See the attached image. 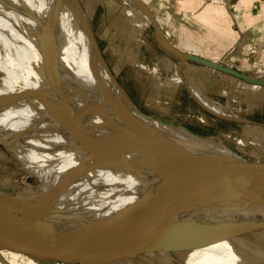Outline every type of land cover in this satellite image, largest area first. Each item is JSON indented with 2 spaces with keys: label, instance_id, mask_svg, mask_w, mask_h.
Returning a JSON list of instances; mask_svg holds the SVG:
<instances>
[{
  "label": "bare ground",
  "instance_id": "1",
  "mask_svg": "<svg viewBox=\"0 0 264 264\" xmlns=\"http://www.w3.org/2000/svg\"><path fill=\"white\" fill-rule=\"evenodd\" d=\"M127 1L150 22L139 2ZM80 9L65 0H0L4 49L0 69L5 75L0 89V144L29 175L41 179L36 188L27 175L16 180L24 187L13 197L0 195V212L13 218L50 211L60 212L56 215L61 219L77 217L74 227H63L69 233L80 226L81 219L90 217L114 215L130 220L144 215L148 221L152 215L143 212L161 206L166 208L152 220L176 219L188 212L186 224L240 218L238 204L215 205L224 191L198 154L138 149L132 142L145 132L163 133L196 151L228 154L160 123L140 127L135 105L98 56ZM73 11L79 15H70ZM161 27V42L176 46ZM258 82L264 84V77ZM95 163L106 165L57 194L64 180ZM247 170L255 183L253 192L264 198V163ZM252 218L264 221V210ZM75 233L81 251H105L113 240L92 228H77ZM261 240L264 227L173 251L186 264H258L259 260L264 264ZM139 256L91 263L134 264L131 260Z\"/></svg>",
  "mask_w": 264,
  "mask_h": 264
},
{
  "label": "rangeland",
  "instance_id": "2",
  "mask_svg": "<svg viewBox=\"0 0 264 264\" xmlns=\"http://www.w3.org/2000/svg\"><path fill=\"white\" fill-rule=\"evenodd\" d=\"M65 1L69 4L71 2ZM72 1L82 8L83 20L85 16L110 70L127 92L133 106L135 105L140 120L146 124L160 123L166 128L181 131L183 134L210 143L214 146V150L219 149L253 162H264V84L258 82L264 77V58H260V54L253 53V46L250 45L253 42L247 43L244 49L237 51L229 43L230 39L228 40L227 35L214 37L200 34L198 37L191 33V29L180 28L182 24L178 15L177 19L172 21L161 19L162 27L159 26L169 41H172L168 33L171 32L179 41V45L191 43L200 46L209 51L219 64L230 66L251 79L244 81L232 75L217 73L216 70L202 69L200 64L192 62V59L190 61V58L183 61L178 53L157 40L151 20L149 19L150 22L146 20L142 12L127 0ZM163 1L157 0L162 3ZM226 1V4L220 6L228 14L236 17L237 11L233 6L235 0ZM157 6L164 8L163 5L152 7L157 8ZM168 7L167 5L165 10L167 13ZM178 10V6L175 9L173 6L171 15L174 17V13ZM73 12L70 15H79L78 12L77 14L76 11ZM232 18L229 21L230 26L238 31L239 25L236 24L238 19ZM199 31L204 33L205 29H197L198 34ZM3 54L4 49L0 44V55ZM190 68L203 72L202 80L206 88L210 86L215 75L220 76L222 85L221 90L218 91L225 94L214 96L216 101L214 104L206 101L205 98L204 101H197L190 93V89L193 90L191 83H194L191 80ZM4 80L5 75L0 69V89L5 83ZM204 96L206 97V94ZM239 118L252 122L241 121ZM0 150L2 151L0 195L15 196L24 187L23 183L16 180H21L25 175L34 188L38 187L41 182L39 177L29 175L2 144ZM165 208V206L157 208L154 210L155 214L159 215ZM107 209L103 208V210ZM250 237L254 239L253 236ZM260 245L264 247V240L260 241ZM38 250H40L37 251L39 254L47 258L46 250ZM50 253L56 262H60L61 258L65 257L62 253L53 251ZM112 260L114 259L110 261L113 262ZM12 261L16 263L15 260ZM131 261L134 264H186L174 251L166 250H153ZM56 262L52 264H57ZM258 264L262 262L259 260Z\"/></svg>",
  "mask_w": 264,
  "mask_h": 264
},
{
  "label": "water",
  "instance_id": "3",
  "mask_svg": "<svg viewBox=\"0 0 264 264\" xmlns=\"http://www.w3.org/2000/svg\"><path fill=\"white\" fill-rule=\"evenodd\" d=\"M70 1L73 2L72 0ZM136 1L143 6L146 14L150 18L155 28V36L161 44L178 53L183 61L193 57L172 44L161 42L158 35L159 26L155 15L149 10L143 0ZM81 13L83 14V12ZM84 19L86 31L98 56L113 76L85 16ZM209 64L240 78L251 80L245 74L231 67L213 62H209ZM117 85L120 86L118 82ZM239 120L252 122L240 118ZM139 122L140 127L147 128L148 125L146 123L142 120ZM132 142L139 145L136 146L138 149H151L156 151L180 150L192 151L198 154L202 158L203 163L211 170L213 180L217 181L220 189L224 191L221 194L222 196H219L216 200L215 205L222 207L224 206L223 204L228 203L238 204L239 208H241L238 210L240 218L224 219L216 222H206L204 220L196 224H186L189 212L176 219L155 221L152 219L158 218L161 213L157 215L152 210L150 213L143 212L144 214L152 215V218L149 217L151 220L148 221L145 220L144 215L137 216L138 218H131L130 220L114 215L99 218H84L80 220L78 224L80 226L75 227L74 229L76 230L69 233L63 232V227L66 225L73 226V221H79L77 217L61 219L56 215L60 212L50 211L36 217L13 218L9 217L5 212H0V253L21 254L40 264H52L56 262V259L50 253V251H53L65 254V257L61 258L60 262H56L57 264H90L91 262H99L107 259L135 257L153 250L173 251L175 249H185L264 227V221L252 218L264 210V198L255 195L253 192L255 183L247 173L248 167L258 162H253L233 154H207L196 151L183 144L176 137L163 133L153 134L151 132H145V135L136 137ZM106 164L95 163L83 172L67 178L58 187L57 194L59 195L71 183L87 176L92 171ZM247 202L249 205H247ZM77 228L96 229L111 237L113 239L112 243L105 251L95 249L81 251L76 246L79 238L75 233ZM12 249L23 250L10 252ZM38 249L46 250L47 258L39 254L36 251Z\"/></svg>",
  "mask_w": 264,
  "mask_h": 264
},
{
  "label": "crops",
  "instance_id": "4",
  "mask_svg": "<svg viewBox=\"0 0 264 264\" xmlns=\"http://www.w3.org/2000/svg\"><path fill=\"white\" fill-rule=\"evenodd\" d=\"M102 1V0H100ZM107 1V0H106ZM144 3L147 5L149 10L155 15L156 18L161 22L162 20H175L177 19V15L180 16L179 22L180 28L182 29H191V33L195 34L199 37V35L208 36H228V40L230 39L231 45L236 48L237 51H241L245 48L247 43H251L250 45L253 46V53L255 55L260 54V58H264V0H235L233 2V6H235L237 11V23L239 25L238 31L234 30L230 26V19L233 20L236 18L233 15L231 16L226 12L225 9L220 6L221 4H226V0H211L210 2L206 0H164L162 2H157V0H143ZM154 5H163L164 8L161 6L160 8L152 7ZM169 6V12L167 13L166 6ZM174 6V9L178 6V12L174 13V17L171 15V10ZM199 6V8H197ZM247 8V9H246ZM138 13V12H136ZM160 15V16H159ZM132 20V19H131ZM147 20V19H146ZM133 21V20H132ZM196 23V24H195ZM200 23V24H199ZM188 24V28H187ZM197 29H205L204 33L199 34ZM188 32V31H187ZM172 37V43L178 47H180L181 51L187 53L191 57L189 60L200 64L202 69L206 70H216L217 73H225L228 75H232L236 79H241L246 81L243 78H240L232 73L226 72L224 70L218 69L209 64V62L217 63L218 61L215 60L214 56L212 57L209 51L201 48L200 46L192 45L191 43H185L183 46L179 45V41L175 39L171 32H168ZM185 32H183L184 34ZM186 34V33H185ZM187 44V45H186ZM175 46V47H176ZM185 46L190 47V49L186 48ZM177 48V47H176ZM193 48V50H192ZM198 53V54H197ZM200 53V54H199ZM207 55V56H206ZM206 56V57H205ZM209 56V57H208ZM192 59V60H191ZM201 59V60H200ZM222 65V64H220ZM225 66V65H223ZM230 67V66H227ZM232 68V67H231ZM190 72L192 74L191 80L194 83H191L193 90L190 89V93H192L193 97L197 101H209L211 104H214L216 101L213 98L214 96H220L224 92H219L221 90V77L215 75V78L211 80L209 87H204L203 82V72L199 71L198 69L190 68ZM206 88V92L204 90ZM224 87L222 88V90ZM206 94V97L204 96ZM209 94H211L209 96ZM200 97V98H199ZM202 99V100H201ZM23 250V249H20ZM40 251V250H36ZM11 252V250H10ZM15 260L16 263H14ZM0 264H40L37 261L28 259L26 256H22L21 254H2L0 253Z\"/></svg>",
  "mask_w": 264,
  "mask_h": 264
}]
</instances>
